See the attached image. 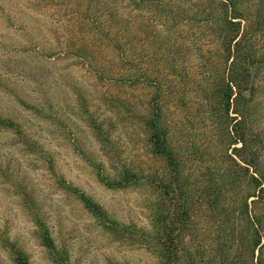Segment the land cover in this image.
Listing matches in <instances>:
<instances>
[{
  "label": "rangeland",
  "instance_id": "1",
  "mask_svg": "<svg viewBox=\"0 0 264 264\" xmlns=\"http://www.w3.org/2000/svg\"><path fill=\"white\" fill-rule=\"evenodd\" d=\"M98 1L0 0V264H15L4 238L25 253L28 264H56L41 241L44 229L64 259L61 264H164L158 255L160 223L155 226L153 219L157 193L145 181L113 189L99 177L100 171L114 179L125 166L157 177L166 173V161L153 153L145 125L155 111L156 88L130 82L136 74L162 85L169 143L194 184L187 225L175 224V246L189 251L195 264H224L218 250L226 243L225 264H264V198L250 207L262 235V248L253 256L240 239L247 224L231 212L249 188L247 178L232 185L234 177L225 173L234 169L226 156L233 148L218 132L220 84L212 100L204 95L207 67L219 61L213 28L182 18L185 7L188 15L194 11L202 17L203 7L193 0H157L180 17L177 22L164 12L153 17L149 7L137 12L125 0L119 24L116 0ZM247 1L252 11L264 10V0ZM149 19L165 45L140 35L139 23ZM256 46L264 55V26ZM257 72L247 124L264 142V67ZM262 153L264 160V145ZM215 181L228 194L214 212L205 198ZM72 188L128 229L106 228ZM184 201L175 195L172 203L177 208Z\"/></svg>",
  "mask_w": 264,
  "mask_h": 264
},
{
  "label": "trees",
  "instance_id": "2",
  "mask_svg": "<svg viewBox=\"0 0 264 264\" xmlns=\"http://www.w3.org/2000/svg\"><path fill=\"white\" fill-rule=\"evenodd\" d=\"M178 1L179 0H176V2ZM125 2V0H116L115 3V5H119L115 8L114 16L116 19L114 20L119 24H122L123 21L119 11L124 10V8L121 9L120 5ZM129 2L128 5H131L137 12H146L149 7L153 10L152 13L156 14L155 16L152 15L153 17H158V13L160 17H163V14L167 13L168 16L166 19H169L172 14H175L168 5H163L162 3L158 4L157 0H129ZM193 2L203 7L201 12L202 17L197 18L199 14L196 16L195 13H193L194 11L192 15H188V7H185V10L182 11L184 13L182 18H184L187 23L195 24L201 22V24H208L213 28L211 29L212 37L215 38L213 43L217 49L216 54L219 57L218 62H211L207 67L206 74H208V77L205 80L204 95L206 94V98L212 100L213 94H215L214 87L216 84H220L218 97L221 109L217 112V122L221 124L220 127H218V132L222 137L228 140V147L233 148V155L226 156L234 166V169H225V173H229L230 177H234V180L231 182L232 185L236 184L238 180L242 181L243 177L244 179L247 178V186L249 188V191L246 192L244 197H240V201L236 202L237 207L233 208V211H231L230 207L225 210H227V212L231 211L236 213L239 223L246 222L247 226L243 229L244 232L247 230L248 233L242 234L241 232L240 234L242 237H240V239L248 244V248L252 250L254 256L255 252L262 248V235L259 217L252 213L250 207L252 203L255 204L259 199L264 198V160L262 153L264 142L259 135L254 134L248 128L247 115L250 111V98L248 99V94L250 92L253 93L255 90L256 78L258 76L257 69L264 67V55H258L256 46V34H258L264 26V10L260 8V6H257V10L252 11V5L247 3V0H193ZM92 5L98 7V5L93 3ZM125 5L127 6V3H125ZM159 8H161V11H157ZM137 18V16H134L136 23ZM173 18H175L177 22L181 20L180 17L175 16ZM147 21L148 23L146 24L139 23L140 35L145 33L146 37L149 39L151 36H154L159 41V44L165 45L168 41L166 40V42H163L161 35L156 28L152 26V23H154L153 19ZM134 28H136V26ZM117 47L118 46L115 45L113 48ZM79 50L86 52L83 47ZM217 77H220V80L217 79ZM149 79L147 75L136 74L131 77L130 82H151L156 88V94L153 99V110L155 111L150 113L149 118L145 121V125L149 132L153 153L166 161V173L164 172L161 177H157L159 175H154L152 173L143 174L142 172L134 171L125 166L118 171V177L114 179L109 178V176L100 171L99 177L103 184L113 189H126L138 186L143 184L144 181L146 182L145 184L152 187L159 197V207L153 215V219L156 220L155 226L157 223H160L161 231L159 233V239L162 240L161 243L159 242L158 247L160 259L164 264H195L197 259H193V255L189 251L186 252L184 249H180L174 244L176 222H178L182 228L187 225L189 209L186 204L189 202L192 203L195 196L194 192L191 190V185L194 184L191 183L188 175L185 174L181 159L173 151L169 143V133L162 114L161 102L162 95L164 94L163 87L159 84V81H150ZM233 106H236L234 111L235 116L230 117V110ZM227 120H229L230 123H228ZM1 123L3 124L4 122L0 121V124ZM94 128H96L98 132L100 131V129L96 127V124H94ZM230 170H232V172H230ZM216 184V181L213 184L210 183L206 191L207 197L205 198L214 212L217 210L220 198L228 194L226 193L228 190H223L224 187L227 189L226 186L218 187ZM72 190L78 195L85 209L97 219L101 220L106 228L115 231H118L120 228L123 231L128 229L126 226L120 227L118 222L110 221L107 210L84 192L73 188ZM175 195L179 196L180 200L182 198L185 200L184 204H181V206L177 208H175L172 203ZM172 208L174 210H172ZM222 210L227 213L224 209ZM38 225L39 229L42 230L44 225ZM40 232L41 241L44 247L53 255V261L56 264H61L64 259L59 254L58 248L49 231L44 229ZM155 238H157V234ZM1 243L9 252L15 264H28L27 256L14 242H11L8 238H4L1 240ZM219 247L218 251L220 258L225 264L226 258L228 257L227 243ZM252 264L260 263L256 262Z\"/></svg>",
  "mask_w": 264,
  "mask_h": 264
}]
</instances>
